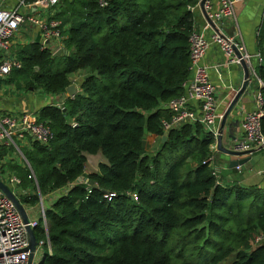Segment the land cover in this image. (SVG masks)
I'll use <instances>...</instances> for the list:
<instances>
[{"label":"trees","instance_id":"1","mask_svg":"<svg viewBox=\"0 0 264 264\" xmlns=\"http://www.w3.org/2000/svg\"><path fill=\"white\" fill-rule=\"evenodd\" d=\"M197 1L113 0L100 8L99 0H60L54 19L66 54L53 57L38 42L14 48L21 68L0 82L18 90L59 96L70 75H83L62 110L38 112L52 141L31 142L28 166L8 169L31 189L20 203L36 207L37 190L45 197L81 176L96 185H72L44 209L33 233L48 245L37 264H220L232 255L231 264H264V241L251 246L264 236V185L217 184L204 164L214 138L198 124L170 130L161 143V120L170 118L161 105L191 77L187 6ZM255 71L264 81V65ZM149 139L158 142L153 154ZM97 155L98 171L86 174Z\"/></svg>","mask_w":264,"mask_h":264},{"label":"built area","instance_id":"2","mask_svg":"<svg viewBox=\"0 0 264 264\" xmlns=\"http://www.w3.org/2000/svg\"><path fill=\"white\" fill-rule=\"evenodd\" d=\"M8 1L10 0H0V80L6 79L13 70L21 68L20 62L10 53L11 41L20 30L28 27L36 29L40 36L41 49L50 50L52 54L58 49H64L63 41L66 38L62 33L61 23L54 19V7L59 4L60 0H35L32 3H28L27 0H16L14 9L6 8ZM244 1L206 0L203 10L200 8L201 0H198L195 5L187 6V10L191 14H194L195 11L201 12L205 20L204 29L210 30L211 34L209 38H206L204 30L197 31L193 26V31L188 39L191 77L182 84L184 91L182 95L161 105L170 114L169 119L161 120L164 136L172 129L194 124L200 125L205 132L213 136L214 142L209 147L210 156L204 162V164H209L211 169L214 164V155L219 153L216 148V138L222 116L217 112L216 89L211 82L207 68L202 64L210 44H214L220 49L228 65L242 67L243 63L246 66L249 72L247 87L251 81L257 82V90L254 95L255 109L243 116L240 124L241 138L234 139L229 144L223 141V147L235 152L264 151V135L261 131V120L264 117V97L260 91L263 88L262 83L251 66L250 57L238 39V34L228 36L221 29L225 20L235 19V8ZM108 3L107 0H99L98 5L100 8H105ZM214 4L217 5L216 10L213 8ZM38 12L46 14V16L41 17L37 14ZM11 56L12 59H10ZM256 57L260 60L259 53ZM73 98L74 96L70 99ZM67 99H69L68 96ZM61 104H57L56 107L62 110L63 103ZM70 125L76 127L77 123L71 121ZM52 139L53 133L50 127L46 123L38 122L31 113H19L18 115L0 113V151L1 149L14 148L15 153L27 164L21 149L28 147L31 142L46 146ZM87 163H90V159H87ZM4 166V162L0 159V181L10 189L18 200L20 197H28L27 194L20 191L21 180ZM240 168L241 166H237L233 169L240 170ZM213 174L219 184L218 176L214 171ZM259 176L264 183V170L259 173ZM29 178L34 179L32 174ZM76 184L75 181L68 187L45 197L55 200L57 196L66 194L69 187ZM129 196L133 201H137L136 193H130ZM45 197L40 195L38 204L41 209L39 219L43 221H45L43 208ZM23 206L28 216L29 226L34 229L37 221L29 216L34 207ZM262 241H264V236H256L252 239L251 246H258ZM45 243L48 244L47 240L38 242L35 255L37 252L41 254ZM27 248L26 225L13 203L0 191V264H28L29 252ZM31 264H37V262L33 260Z\"/></svg>","mask_w":264,"mask_h":264},{"label":"crops","instance_id":"3","mask_svg":"<svg viewBox=\"0 0 264 264\" xmlns=\"http://www.w3.org/2000/svg\"><path fill=\"white\" fill-rule=\"evenodd\" d=\"M16 3V0H10L6 3V8L14 9ZM213 8L216 10L217 5L214 4ZM37 14L41 17L46 16V14H40L39 12ZM192 15L194 28L197 31L204 30L205 37L209 38L211 32L208 29H204L205 20L203 19L201 12L195 11ZM221 29L222 32L228 36H233L235 33L238 34V39L243 44L246 53L249 55L250 63L254 70H256L258 66L264 65V54L262 55L261 53V51H264V0H245L243 3L238 4L235 8V19L225 20L222 23ZM33 42L40 43V36L36 29L28 27L20 30L17 36L11 41V55L14 56L13 52L16 46L27 45ZM258 53L260 54V60L256 57ZM202 64L207 68L211 82L216 89L218 97L217 112L222 116L230 101L242 85L243 69L240 66L228 65L226 58L220 49L214 44H210ZM69 78L70 83L76 85L77 93H79L83 75L81 73L72 74ZM257 78L259 79L258 76ZM261 83L263 86L262 89H264V81H261ZM14 86V84L0 82L1 114L18 115L19 113L27 112L31 113L37 119L38 112L41 108L49 105L57 106V104H61L67 99L66 94L63 93L59 95L61 96L60 100L62 101L55 102V98L59 96H40V90L34 91L32 89H29V91L25 93ZM256 90L257 82L251 81L249 87H247L232 113L227 118L223 129V141L226 144H229L234 139L241 138L242 132L240 124L243 116L255 109L254 95ZM256 153H263V156L255 157ZM96 157L99 159L96 163L97 168L93 167L89 171L86 170V174L96 173L98 171V164L103 162L102 157L97 155L91 156L88 159ZM247 157H249L250 160L241 166L240 170L229 168L228 164L230 161L241 160ZM86 164L89 165V163ZM212 169L222 184H237L244 187L245 184L250 183L252 186H263L264 183L262 182L259 173L264 170V151H257L250 156L239 158L216 153L214 155ZM233 173H238V176H233ZM46 198H50L47 202V207H49L54 200L51 197Z\"/></svg>","mask_w":264,"mask_h":264},{"label":"water","instance_id":"4","mask_svg":"<svg viewBox=\"0 0 264 264\" xmlns=\"http://www.w3.org/2000/svg\"><path fill=\"white\" fill-rule=\"evenodd\" d=\"M108 2H112L113 0H107ZM206 0H201L200 2V8L201 10H203V5L205 3ZM66 54V51L64 49H58L56 52H54L52 54L53 57H60L62 55ZM13 57L11 56L10 59H12ZM242 69H243V82L242 85L240 87V89L236 92L235 96L232 98V100L230 101L227 109L225 110L224 114L222 115V118L220 120L219 123V128H218V136L216 138V148L218 150L219 153H222L224 155L227 156H231V157H243L252 153H255L257 151H249V152H235L232 150H228L226 148L223 147V136H224V126H225V122L227 120V118L230 116V114L232 113L233 109L235 108L236 104L238 103V101L240 100V98L242 97V95L244 94V92L247 89L248 86V80H249V72L248 69L246 68V66L242 63ZM65 93L67 94V96L69 98L73 97L76 95L77 93V88L75 84H71L69 85L66 89H65ZM147 132L145 131V134ZM166 140V137L163 136L161 137V143L163 144ZM146 145V141H142V147L144 148ZM250 160L249 157L241 159V160H233L230 161L228 166L230 169H233L237 166H243L244 164H246L248 161ZM77 184L80 183H88L90 186L96 187V185L91 182L88 181L87 178L81 176L76 180ZM0 191L2 192V194L4 196H6L15 206L16 210L18 211L24 225H26V232L28 235V252H29V260H28V264H31L32 261L34 260L35 257V251L36 248L38 246V242L34 236L33 233V229L30 228L29 226V220H28V216L27 213L25 211L24 206L20 203V201L12 194V192L10 191V189L4 185L1 181H0ZM37 195L40 196L39 191L37 190ZM45 223V221H44ZM46 236H47V232H46ZM48 245V244H47Z\"/></svg>","mask_w":264,"mask_h":264},{"label":"rangeland","instance_id":"5","mask_svg":"<svg viewBox=\"0 0 264 264\" xmlns=\"http://www.w3.org/2000/svg\"><path fill=\"white\" fill-rule=\"evenodd\" d=\"M55 13V11H54ZM16 87V86H14ZM17 88V87H16ZM29 89H32V88H29ZM28 90H22L24 91L25 93H27ZM33 90V89H32ZM36 91V90H34ZM39 95L40 96H45L44 93H42L41 91H39ZM61 99V96L55 98V102H61L62 100ZM158 142L157 140H153V139H149V147H148V152L149 154H153L157 148H158ZM30 148V145L28 147H25V148H22L21 151L22 153L24 152V149H29ZM256 156H263V153H256L255 157ZM254 157V159H255ZM1 161L4 162V165L6 167V169H9L10 170V166H17V167H20V168H23L24 165L27 166V164L25 163V161L23 159L20 158V156H18L16 153H15V149L13 148H8L6 151H4L3 153V156H1ZM93 160V161H92ZM99 161V159L96 157V158H90V163L89 165L87 164L86 166V170H90L91 168H97L96 166V163ZM190 164H192L190 162ZM89 166H92V167H89ZM13 171V170H12ZM13 175L16 176L15 174V171H13ZM233 176H238V173H233ZM247 176V175H245ZM252 185H250V183H247L244 185V188H247V187H250ZM20 191H22L24 194H27L29 196V193L31 191V189H27V188H24L22 185H20ZM48 200H50V198H44V201H43V208L45 209L47 207V202ZM19 201H20V198H19ZM41 209H40V206H36L32 209V211H30V218H34L35 221H38V219L40 218V215H41ZM44 248L41 249V254H39L38 252L36 253L35 257H34V261H36L37 263L39 262L43 252H44ZM207 253H211L210 250H207ZM233 258H234V255L230 256L229 258H227L224 262L220 263V264H231V262L233 261Z\"/></svg>","mask_w":264,"mask_h":264}]
</instances>
